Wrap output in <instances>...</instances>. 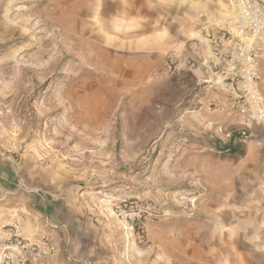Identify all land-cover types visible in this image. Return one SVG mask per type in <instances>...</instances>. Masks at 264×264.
I'll return each instance as SVG.
<instances>
[{
  "label": "rangeland",
  "instance_id": "1",
  "mask_svg": "<svg viewBox=\"0 0 264 264\" xmlns=\"http://www.w3.org/2000/svg\"><path fill=\"white\" fill-rule=\"evenodd\" d=\"M237 14L236 0H0V264H97L95 245L109 264L258 258L263 127L213 84L133 57ZM244 131V157L224 154Z\"/></svg>",
  "mask_w": 264,
  "mask_h": 264
},
{
  "label": "built area",
  "instance_id": "2",
  "mask_svg": "<svg viewBox=\"0 0 264 264\" xmlns=\"http://www.w3.org/2000/svg\"><path fill=\"white\" fill-rule=\"evenodd\" d=\"M235 26L223 33H207L210 51L202 58L198 50L186 52V67L204 66L209 76L206 84L225 93L229 110L240 117L250 129L264 124V97L261 92L259 64L264 60V0H236ZM176 55H168L162 70L166 77L180 75ZM247 137L246 131L242 132Z\"/></svg>",
  "mask_w": 264,
  "mask_h": 264
},
{
  "label": "crops",
  "instance_id": "3",
  "mask_svg": "<svg viewBox=\"0 0 264 264\" xmlns=\"http://www.w3.org/2000/svg\"><path fill=\"white\" fill-rule=\"evenodd\" d=\"M198 41L191 44L189 47L198 50V55L200 56V54L202 55V58L207 56L209 51H210V43H209V39L206 38H200L198 37L197 39ZM153 42V43H152ZM184 41L181 39L178 40H174L171 39L169 41H166L165 44H154V39L150 40V39H146L145 41L138 43L140 45V47H138V54L134 55L133 57H139L142 61V63H147L149 61V59H154L156 60V62H158V66L157 68L161 67L164 59H160L161 56L163 54H167L169 53L170 55H176L179 59V64L178 66L182 69H184L186 72L191 73L199 82L205 83L206 78L210 75L208 71H206V69L204 68L203 65L200 64V66L196 69H190L188 67H186L185 65V60L187 58V54L186 52L188 51V47L186 48V46H184ZM168 54V55H169ZM264 64V60L262 62H260L259 64V71L261 73V65ZM264 67V65H263ZM263 72H264V68H263ZM262 91V90H261ZM264 97V94H262ZM262 126V132H264V124L260 125ZM236 181V180H235ZM232 183V180H231ZM230 188L232 189V184H230ZM253 201H264V198H258L255 197ZM255 247H249L248 243H247V250L250 251V249L254 248V255L256 257V255H259L258 258L256 257V259H253L251 264H264V243H258L255 242L254 243ZM95 248V249H94ZM92 250H97V256L99 259L101 260H97V264H109L110 262V256H101V253L98 251V249H100V245L96 248V245ZM253 254V253H252ZM263 257V259H262ZM249 258V257H248ZM110 259V260H109ZM251 260V259H250Z\"/></svg>",
  "mask_w": 264,
  "mask_h": 264
},
{
  "label": "trees",
  "instance_id": "4",
  "mask_svg": "<svg viewBox=\"0 0 264 264\" xmlns=\"http://www.w3.org/2000/svg\"><path fill=\"white\" fill-rule=\"evenodd\" d=\"M187 76H193V75L189 72L184 71L180 75L174 76L171 79H181V78L184 79ZM244 139L245 138L243 137L242 132H236L233 133L230 142L228 144L219 143L218 146H220L219 148H222L224 154L226 155L235 156L237 158L244 157L245 155Z\"/></svg>",
  "mask_w": 264,
  "mask_h": 264
}]
</instances>
